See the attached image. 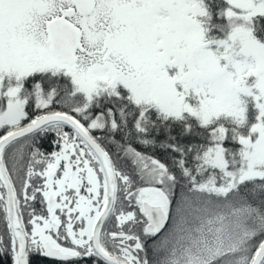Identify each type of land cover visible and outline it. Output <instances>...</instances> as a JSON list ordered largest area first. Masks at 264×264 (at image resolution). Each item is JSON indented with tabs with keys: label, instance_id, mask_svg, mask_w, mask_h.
I'll use <instances>...</instances> for the list:
<instances>
[{
	"label": "snow or ice",
	"instance_id": "snow-or-ice-1",
	"mask_svg": "<svg viewBox=\"0 0 264 264\" xmlns=\"http://www.w3.org/2000/svg\"><path fill=\"white\" fill-rule=\"evenodd\" d=\"M0 264H264V0H0Z\"/></svg>",
	"mask_w": 264,
	"mask_h": 264
}]
</instances>
